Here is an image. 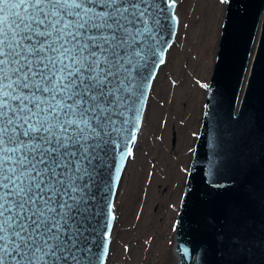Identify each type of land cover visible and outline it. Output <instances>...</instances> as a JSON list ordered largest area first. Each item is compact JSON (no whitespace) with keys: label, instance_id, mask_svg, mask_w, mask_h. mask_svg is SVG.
Masks as SVG:
<instances>
[{"label":"snow or ice","instance_id":"snow-or-ice-1","mask_svg":"<svg viewBox=\"0 0 264 264\" xmlns=\"http://www.w3.org/2000/svg\"><path fill=\"white\" fill-rule=\"evenodd\" d=\"M176 4L0 0V264H105L104 169L116 148H127L121 166L134 154Z\"/></svg>","mask_w":264,"mask_h":264},{"label":"water","instance_id":"water-1","mask_svg":"<svg viewBox=\"0 0 264 264\" xmlns=\"http://www.w3.org/2000/svg\"><path fill=\"white\" fill-rule=\"evenodd\" d=\"M170 16L171 10L162 21L164 59L180 26L179 19L173 22ZM160 58L158 52L157 64ZM161 66L153 68L154 76L148 77L139 105L140 127ZM207 86L174 222L176 261L264 264V0H227ZM126 151L116 148L104 169L110 191L101 202L104 213L97 218L98 230L107 231L106 203L114 205L117 198L132 157L125 156L121 166L120 157ZM117 168L121 170L118 181ZM102 243V236L97 235L96 244ZM93 250L103 253L102 247ZM108 256L102 257L105 264Z\"/></svg>","mask_w":264,"mask_h":264},{"label":"rangeland","instance_id":"rangeland-1","mask_svg":"<svg viewBox=\"0 0 264 264\" xmlns=\"http://www.w3.org/2000/svg\"><path fill=\"white\" fill-rule=\"evenodd\" d=\"M194 2H192L193 4ZM227 0L224 1L223 10L221 15V19L218 26V35L216 40V48L213 52L208 53V57H213V61L211 64L210 72L208 78L206 80V85H208L211 70L213 67V63L216 56L218 41L220 37L221 25L223 22L225 9H226ZM188 17H182L180 19L179 32L176 37V40L169 50V57L166 62L165 68L163 69V75L166 78V81L169 84L174 85L175 94H179L181 97V107L180 112L171 113L169 118L171 123L160 127L158 131H153L150 133H145L143 130L139 135V142H137V146L133 156L130 158L127 169L125 170L124 177L119 188V192L116 198V203L119 201L121 190L123 189V185L126 179L129 177L130 169L128 166L134 164L137 170L136 180L137 184L134 187V199L132 203V207L130 212H150L152 215L150 216V223L147 225L146 229L142 230L141 236H137V229H133V224H130L129 228L123 235L117 236L116 240H114L116 246L120 248V256L118 257L116 264H137L135 250H132V247L137 242L138 237H141V241H143L144 237H146L147 230L151 228L153 223L166 224L167 229L163 238L162 246L159 250L157 264H177L176 254L173 251L174 244V222L176 218V214L178 211L179 201L181 197V193L183 190V185L186 177V173L188 171V165L190 156L193 150V145L195 138L198 134V130L200 127L202 112L204 106V100L206 95L207 87L203 89V100L201 103V111H200V121L199 125L196 128V125H193L196 130V134L194 140L190 139L187 143L190 147L189 157L186 166V173L184 176V180L182 183L181 191L174 194L173 187V179L169 177L167 168L172 164L180 163L181 157V140L179 133L181 130H185L188 126L185 123L186 118L190 114L192 109L191 106V89H185V84H194L196 79L198 80V74L196 72V66L198 62L204 60L206 58L205 55L199 54L198 45L194 46L195 41L198 40L199 36L202 33V30L205 25V15L203 13L202 5L198 8L196 7L189 10ZM186 37V40L193 43L191 46L185 47V42L181 45V39ZM174 94V97H175ZM172 93L167 96V99H171ZM177 100V99H176ZM148 104V103H147ZM145 114V113H144ZM192 144V146H191ZM185 145V147H187ZM131 162V163H130ZM186 162V160H185ZM170 179H169V178ZM117 206V204H116ZM167 212L171 213V218H167ZM166 217V219H165ZM117 233V230H116ZM112 257L107 259L106 264H112Z\"/></svg>","mask_w":264,"mask_h":264},{"label":"bare ground","instance_id":"bare-ground-1","mask_svg":"<svg viewBox=\"0 0 264 264\" xmlns=\"http://www.w3.org/2000/svg\"><path fill=\"white\" fill-rule=\"evenodd\" d=\"M225 1V0H224ZM192 2H194L192 4ZM222 0H177L175 13L178 15V19H182V17H188L189 10L196 7L198 8L202 5L203 13L205 17V25L202 30L201 35L198 40L195 41L194 45L192 42L187 41L184 33L181 39V45L185 42V47L187 46H197L199 49V54L205 55L206 58L198 62L196 66V72L198 74L199 79H196L194 84H185V89H191V106L192 109L190 114L185 120L188 128L185 130H181L179 133L181 140V157L180 163H174L169 166L167 169L169 177H172L174 187L173 192L176 193L181 191L182 183L184 180V176L186 173V166L190 145L187 146L190 139L194 140L196 130L193 125H196V128L199 125L200 121V111H201V103L203 100V85H205L206 80L208 78L211 64L213 61V57H208L207 54L211 53L216 48V40L218 35V26L221 19L220 12L222 14L223 4ZM179 32V30H178ZM178 35V34H177ZM171 49V48H170ZM169 57V51L166 54L165 63L160 67L158 74L154 80L148 104L145 110V114L143 116L142 124L140 127L139 135L144 130L145 133H150L153 131H158L160 127L164 124H170L171 120L169 118L171 113H179L180 112V101L181 97L179 94H175L174 85L169 84L166 81V78L163 75V69L165 68L166 62ZM172 93L171 99H167V96ZM175 94V97H174ZM177 99V100H176ZM169 115V116H168ZM139 135L137 142H139ZM138 143H136L137 146ZM185 145L187 147H185ZM135 146V149H136ZM192 146V144H191ZM190 147V148H188ZM134 149V152H135ZM133 152V153H134ZM186 160V162H185ZM131 163V162H130ZM135 165L132 164L128 166L130 169L129 177L125 180L123 189L121 190L119 201L114 202V215L115 220L113 224V229L111 232V242L109 249V258L112 257V264H116L118 257L120 256V248L116 246L114 240L118 238L117 236L123 235L129 228V225L133 224V229H137V236H141L142 230L146 229L147 225L150 223V216L152 213L150 212H130L132 207V203L134 199V187L137 184L136 174L137 170L134 169ZM127 169V167H126ZM168 177V178H169ZM170 179V178H169ZM117 204V206H116ZM167 218H171V213L167 212ZM166 219V217H165ZM167 222L166 224L157 225L153 223L150 229L147 230L143 241H141V237H138L136 244L132 247V250H135L137 264H157L158 254L161 246L163 245V238L166 233ZM117 230V233H116ZM145 231V230H144ZM115 234L117 236H115Z\"/></svg>","mask_w":264,"mask_h":264}]
</instances>
